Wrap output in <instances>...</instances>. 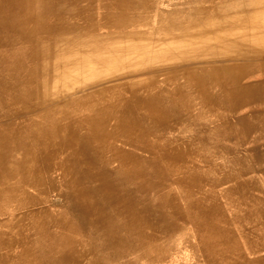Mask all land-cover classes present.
Wrapping results in <instances>:
<instances>
[{"label": "bare ground", "instance_id": "obj_1", "mask_svg": "<svg viewBox=\"0 0 264 264\" xmlns=\"http://www.w3.org/2000/svg\"><path fill=\"white\" fill-rule=\"evenodd\" d=\"M181 224L264 264V0H0V264H105Z\"/></svg>", "mask_w": 264, "mask_h": 264}, {"label": "rangeland", "instance_id": "obj_2", "mask_svg": "<svg viewBox=\"0 0 264 264\" xmlns=\"http://www.w3.org/2000/svg\"><path fill=\"white\" fill-rule=\"evenodd\" d=\"M241 153H242V155H244L243 148L241 149ZM227 185L222 186V187H218L216 189V193L222 194V191L224 189H226ZM208 189H209V187H207V190ZM52 198L55 199V196L53 195ZM222 199L223 198L221 197L220 203H221V205L224 206L225 202ZM181 225H179L181 228L179 230H177L176 232L168 233V234H161L160 241L157 244L158 245L157 251L145 253L144 250L141 249L140 251H138L135 254H134V252L124 253L122 255H116V257L114 255H111L110 252L105 251V252L101 253L103 256H105V258H107L105 261L106 262L105 264H114L117 261L118 262H126V263H128L130 261H134L136 264H147V263L148 264H156V263H158V264H165V263L166 264H188V263L189 264H213V263L209 262V260L207 259L206 256H204L205 253L202 250L203 247L201 246L202 245L201 244V238L198 235L197 230L193 226H191L190 224H181ZM231 230L234 231V228L231 227ZM80 239H84L83 241H87V238H84V237H81ZM178 240H181V241H178ZM161 248H162V250H160ZM159 250H160V252H159ZM166 251H167V253H166ZM177 253H178V255H177ZM92 255L93 254H88L87 259H85V262L88 261ZM136 255H137V257H136ZM150 255H151V257H150ZM146 256H149V257H146ZM187 259H189V261ZM169 260H171V261L169 262ZM219 261L220 262L215 261L216 263H214V264H225V263H222L221 260H219Z\"/></svg>", "mask_w": 264, "mask_h": 264}]
</instances>
